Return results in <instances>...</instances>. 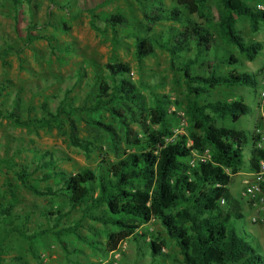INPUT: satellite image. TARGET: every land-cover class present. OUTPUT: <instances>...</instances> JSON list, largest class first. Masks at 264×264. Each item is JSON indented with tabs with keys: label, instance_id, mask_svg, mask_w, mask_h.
I'll use <instances>...</instances> for the list:
<instances>
[{
	"label": "trees",
	"instance_id": "trees-1",
	"mask_svg": "<svg viewBox=\"0 0 264 264\" xmlns=\"http://www.w3.org/2000/svg\"><path fill=\"white\" fill-rule=\"evenodd\" d=\"M134 1L141 13L139 21H128L119 12L102 20L110 31L112 47H118L124 38L132 39L138 64L156 50L166 53L171 72L180 76L184 99L172 103L166 96L155 94L147 82H133L129 65L121 61L92 65L97 88L90 94V104L81 111L87 115L104 111L117 121L119 135L115 128L95 119L86 121L88 127L103 132L107 156L111 154L115 160L105 159L95 170L68 174L55 172L52 156L47 160L40 156L35 170L47 173L39 182L55 179V189L39 190L30 184L32 174L26 167L15 175L34 195L56 197L62 193L70 209H81L83 219L89 218L104 228L113 226L114 230L104 235L105 253L115 252L131 237L134 241L144 237L134 236L135 231L156 220L177 246L182 258L179 264H264V256L252 237L237 228L243 217L241 203L229 190L232 177L245 162L246 150L248 168L253 173L261 161L264 163V149L259 146L264 137V119L248 135L234 126L250 111L244 97L206 99L218 88L232 92L257 86L259 75L241 71L240 67L242 61L253 62L264 46L260 42L248 43L238 23L243 19L251 33L259 32L264 27V10L258 6L264 5V0H217L213 4L208 0H178L169 10L159 0ZM94 11H89L93 29ZM158 25L162 30H155ZM42 39L27 36L29 44ZM78 75L84 77L82 73ZM6 88L7 84L0 82V100ZM142 91H148L149 100ZM14 103L17 107V101ZM71 105L59 106L55 114L47 113V117L32 120L31 125L48 128L61 115L70 119L78 110ZM170 105L182 110L188 122L187 135H173L177 113L169 111ZM0 117L20 127L30 126L12 110L3 113L0 109ZM70 143L85 153L97 149L91 142L77 139L71 120ZM120 145L124 146L123 152ZM194 152L206 154L207 159L191 164ZM10 214L11 209L0 204L4 221ZM65 215L60 209L49 211L45 216H54L53 224L31 237L12 227L0 236V245L14 232L29 242L49 232L57 240L71 234L86 240L78 233L79 223L61 227ZM163 246L162 240H152L150 256L165 257Z\"/></svg>",
	"mask_w": 264,
	"mask_h": 264
},
{
	"label": "rangeland",
	"instance_id": "rangeland-1",
	"mask_svg": "<svg viewBox=\"0 0 264 264\" xmlns=\"http://www.w3.org/2000/svg\"><path fill=\"white\" fill-rule=\"evenodd\" d=\"M16 1L0 0V82L7 84L0 100V109L3 113L14 111L22 122L29 121L30 126L20 127L0 117V204L11 209L6 221L0 216V236L12 227L20 228L29 237L34 236L53 224L54 216L45 215L60 209L66 214L61 227L79 223L78 233L85 236L86 240H80L72 234L57 240L49 232L29 242L16 232L10 233L0 245L2 263L179 264L182 259L179 250L158 221L151 220L135 231L134 236L144 237L137 241L131 237L120 244L115 252L105 253L104 235L113 231V226L104 228L89 218L83 219L81 209H70L68 199L62 193L56 197L34 195L21 185L15 175L26 167L32 174L28 180L30 184L39 190L46 187L55 189V179L39 182L43 174L47 173L46 170H35L40 156H43V160L52 156L55 172L68 174H76L83 169L95 170L101 161L115 160L111 154L107 156L103 132L88 127L86 121L95 119L115 128L119 135L121 130L117 121L104 111L97 115H87L81 111L82 107L90 104V94L97 88L92 65L105 66L113 59L121 61L129 65V76L133 82H147L155 94L166 96L172 103L184 99L180 76L171 72L166 53L156 50L153 56L146 57L138 64L132 39H122L115 49L110 43V31L104 26L103 18L119 12L128 21L137 22L141 19L138 5L134 0H112L105 5L102 3L106 0ZM159 1L169 10L176 6L178 0ZM215 1L208 0V3L213 4ZM258 8L264 10V5ZM90 10H95V29L90 25ZM238 29L248 43L260 42L264 46V27L253 34L247 22L242 19ZM155 30H162V26H156ZM29 34L44 39L29 44ZM263 59L264 47L253 62L242 61L240 70L258 76ZM78 73L84 77L80 78ZM259 89V83L256 87L238 88L232 92L218 88L206 99L226 100L234 98L233 95L244 97L250 111L234 126L250 135L264 119ZM142 94L149 100L148 91H142ZM66 104H72L73 108L78 109L70 119L61 115L48 128L31 125L32 120L47 117V113L55 114L59 106ZM169 111L177 113L173 135H187L188 122L182 110L170 105ZM70 120L76 129L77 139L89 141L97 149L85 153L71 145ZM156 128L152 127L153 130ZM249 147L250 142L247 145ZM123 149L124 146L120 145V152ZM248 157L246 150L245 162L240 172L232 177L229 190L241 203L243 217L242 221L237 222L238 230L249 234L264 256V208L251 205L243 196L246 183L256 182L253 172L248 168ZM152 240L164 242L161 251L165 257L157 256L153 259L150 256L149 243Z\"/></svg>",
	"mask_w": 264,
	"mask_h": 264
},
{
	"label": "built area",
	"instance_id": "built-area-1",
	"mask_svg": "<svg viewBox=\"0 0 264 264\" xmlns=\"http://www.w3.org/2000/svg\"><path fill=\"white\" fill-rule=\"evenodd\" d=\"M259 97L261 101H264V59L261 63L259 77ZM183 114V113H182ZM181 114V115H182ZM260 147L264 149V137L262 138ZM194 158L191 161V164H194L195 160L204 162L207 159V155H199L196 152L193 153ZM256 182L255 183H246L243 196L246 197L249 203L257 208H264V163L261 161L258 166V171L253 173ZM223 203V201H221Z\"/></svg>",
	"mask_w": 264,
	"mask_h": 264
}]
</instances>
